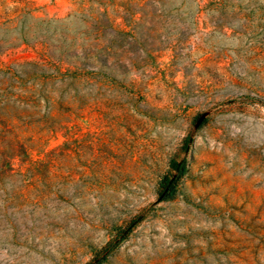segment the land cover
I'll list each match as a JSON object with an SVG mask.
<instances>
[{"label": "rangeland", "instance_id": "1", "mask_svg": "<svg viewBox=\"0 0 264 264\" xmlns=\"http://www.w3.org/2000/svg\"><path fill=\"white\" fill-rule=\"evenodd\" d=\"M0 264H264V0H0Z\"/></svg>", "mask_w": 264, "mask_h": 264}, {"label": "trees", "instance_id": "2", "mask_svg": "<svg viewBox=\"0 0 264 264\" xmlns=\"http://www.w3.org/2000/svg\"><path fill=\"white\" fill-rule=\"evenodd\" d=\"M190 142V139L187 140L185 149L188 147V143ZM170 167L173 171L177 172V176L174 179H165L163 184L165 194L167 196L172 197L175 194V189H176V184L178 180L183 177L186 172H187V167H186V160H183L181 162H176V161H171Z\"/></svg>", "mask_w": 264, "mask_h": 264}]
</instances>
